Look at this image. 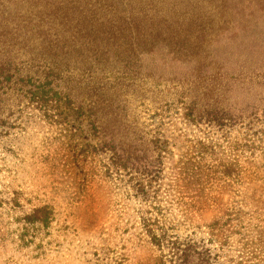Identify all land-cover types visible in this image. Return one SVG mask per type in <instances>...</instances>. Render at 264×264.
I'll return each mask as SVG.
<instances>
[{"label":"rangeland","instance_id":"374dc122","mask_svg":"<svg viewBox=\"0 0 264 264\" xmlns=\"http://www.w3.org/2000/svg\"><path fill=\"white\" fill-rule=\"evenodd\" d=\"M52 1L0 0V65L53 62L99 109L28 107L0 135V264H264V0H98L130 3L102 33ZM51 17L52 43L15 31Z\"/></svg>","mask_w":264,"mask_h":264},{"label":"trees","instance_id":"16d2710c","mask_svg":"<svg viewBox=\"0 0 264 264\" xmlns=\"http://www.w3.org/2000/svg\"><path fill=\"white\" fill-rule=\"evenodd\" d=\"M52 4L54 8L63 6L67 7L68 10L72 9L79 20H85V16H88L89 24L96 23L98 27L101 28L100 33L104 32L103 23L116 22V20L106 15L100 16L98 12H105L108 15L109 12L123 6L126 8L124 12L125 16H123V23L127 25L132 24L131 19L126 17L127 13H129V2L112 5L101 3L98 0H95V2H91L90 0H53ZM51 18V24L46 21L40 24L33 18H31L27 24L19 22V27L16 28L15 31L20 33L24 32V35L29 36L31 40L38 41L42 38L44 42L52 43L51 40L53 36L61 38V35L54 29L57 20L54 17ZM102 19L103 23L100 22ZM42 25H44L43 27L46 29L44 32H41L39 29ZM58 26L61 27L63 25L58 23ZM91 28L93 29V27ZM2 31L3 29L0 26V37L4 36ZM129 35L131 36V40L135 39L136 42L139 40L138 35L131 33H129ZM11 41H20L23 42V44H28L27 41L16 33L12 35ZM53 59L57 60L56 58ZM51 63L53 62L48 63L44 61L43 64L35 66L32 71H21L20 68L12 62L0 65V135H2L3 132L8 133L10 130H15L20 124L19 120L22 118V111L28 109V107L38 110L50 119L53 118V116L55 117V114L59 115L60 112L66 109H74L75 111L87 109V111H97V109H99L97 108L99 99L95 97V95L87 99L84 97L81 98L79 95H73V91L78 90H72L66 85V82L61 80L62 84L56 83L58 79L53 76L55 74ZM113 70L119 74V77H117L118 79L113 77L115 85L121 86L124 89L127 88L129 91L137 88L139 74L136 73L138 69L136 68L135 59H117ZM94 74L95 72L86 70L83 72L82 78L76 79L82 80L80 81V85L86 88L89 85H94ZM100 86L99 83L93 92L98 93ZM129 91H125V94L115 102V105L110 101L107 105H111L119 110L125 109L126 104L131 102L128 98H131V100L134 98L132 101H136L135 92L130 93ZM95 116L97 117L98 115L96 114ZM125 116L126 115L118 117L117 122L123 123L126 119ZM119 132L121 138H136L135 135H137L136 131L132 128L128 131H122L119 127Z\"/></svg>","mask_w":264,"mask_h":264}]
</instances>
